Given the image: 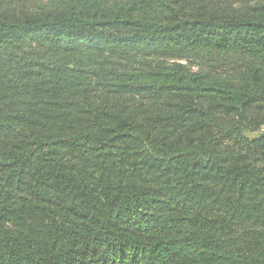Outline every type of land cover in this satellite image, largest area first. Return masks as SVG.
<instances>
[{
	"label": "trees",
	"instance_id": "trees-1",
	"mask_svg": "<svg viewBox=\"0 0 264 264\" xmlns=\"http://www.w3.org/2000/svg\"><path fill=\"white\" fill-rule=\"evenodd\" d=\"M0 264H264V0H0Z\"/></svg>",
	"mask_w": 264,
	"mask_h": 264
},
{
	"label": "rangeland",
	"instance_id": "rangeland-1",
	"mask_svg": "<svg viewBox=\"0 0 264 264\" xmlns=\"http://www.w3.org/2000/svg\"><path fill=\"white\" fill-rule=\"evenodd\" d=\"M249 137H253L255 135H257V132H247L246 133Z\"/></svg>",
	"mask_w": 264,
	"mask_h": 264
}]
</instances>
